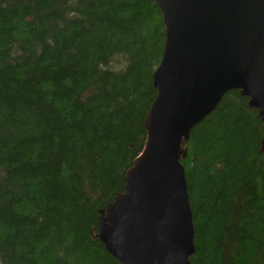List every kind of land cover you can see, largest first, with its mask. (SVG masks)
Here are the masks:
<instances>
[{
    "label": "trees",
    "instance_id": "trees-1",
    "mask_svg": "<svg viewBox=\"0 0 264 264\" xmlns=\"http://www.w3.org/2000/svg\"><path fill=\"white\" fill-rule=\"evenodd\" d=\"M154 0H0V264H119L97 218L146 138ZM263 124L227 92L190 131L192 264H264Z\"/></svg>",
    "mask_w": 264,
    "mask_h": 264
},
{
    "label": "water",
    "instance_id": "water-1",
    "mask_svg": "<svg viewBox=\"0 0 264 264\" xmlns=\"http://www.w3.org/2000/svg\"><path fill=\"white\" fill-rule=\"evenodd\" d=\"M164 27L153 71L156 96L146 138L124 190L97 218L105 249L119 264H192L195 252L183 142L229 91L238 90L263 124L264 0H154Z\"/></svg>",
    "mask_w": 264,
    "mask_h": 264
}]
</instances>
